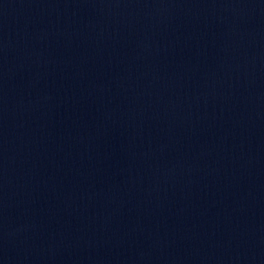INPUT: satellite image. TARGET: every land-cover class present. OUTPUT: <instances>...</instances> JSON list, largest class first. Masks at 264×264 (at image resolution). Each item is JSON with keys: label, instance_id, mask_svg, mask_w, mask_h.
Segmentation results:
<instances>
[{"label": "water", "instance_id": "95a60500", "mask_svg": "<svg viewBox=\"0 0 264 264\" xmlns=\"http://www.w3.org/2000/svg\"><path fill=\"white\" fill-rule=\"evenodd\" d=\"M79 264H264V190L186 215Z\"/></svg>", "mask_w": 264, "mask_h": 264}]
</instances>
